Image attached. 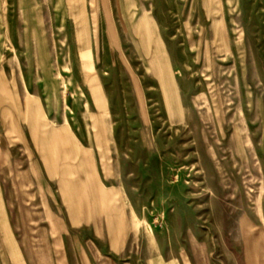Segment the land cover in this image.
Segmentation results:
<instances>
[{"label":"rangeland","instance_id":"374dc122","mask_svg":"<svg viewBox=\"0 0 264 264\" xmlns=\"http://www.w3.org/2000/svg\"><path fill=\"white\" fill-rule=\"evenodd\" d=\"M121 1L46 0L43 73L56 86L44 126L32 111L27 121L58 177L32 186L49 214L39 223L66 221L62 192L84 221L85 192L99 224L109 208L112 223L128 230L110 249L103 226L98 238L86 228L0 226V264H264V0H129L131 23ZM146 16L144 32L137 25ZM17 24V0H0V75L13 89L24 65L8 37ZM85 44L90 50L79 52ZM163 53L180 120L152 71Z\"/></svg>","mask_w":264,"mask_h":264},{"label":"crops","instance_id":"0c3cea01","mask_svg":"<svg viewBox=\"0 0 264 264\" xmlns=\"http://www.w3.org/2000/svg\"><path fill=\"white\" fill-rule=\"evenodd\" d=\"M63 1L57 0L56 6L66 5ZM45 2L46 0H17L19 25L17 24V30L14 27L13 31L8 32V37L13 38L16 47L21 49L24 65L20 69L21 82L17 81L14 89L10 81L0 75V171L3 172L0 181L6 183V189H0V226H23L24 231L30 230L29 226H69L77 230L86 228L97 238L100 236V226H103L102 236L111 249L120 245L121 237L128 229L112 223L109 208L102 224H99L93 212L94 200L88 193L83 192L81 196L84 221L77 220L69 196L61 191V199L66 208V221L50 217L44 225L39 223L41 216L46 217L49 214L41 210V206L45 207V197H42L41 190L33 191L32 186L37 184V188H41L40 184L46 182L47 178H58L47 172L36 144V133H33L27 121L29 112L32 111L37 114L39 124L44 126L50 116L48 90L56 86V82L48 86L43 73L46 64V28L43 25L41 9L45 7ZM81 5L80 12L87 9V4L86 7ZM66 18L67 16L62 17L60 23ZM54 97L55 91L51 90V103ZM73 136L74 133L69 128L68 139L75 147V158L78 160V146L76 140L73 141ZM15 148L19 150L21 157L17 158ZM105 195L104 199L109 206L111 192H106ZM77 242L78 238L76 245L79 244Z\"/></svg>","mask_w":264,"mask_h":264},{"label":"bare ground","instance_id":"6f19581e","mask_svg":"<svg viewBox=\"0 0 264 264\" xmlns=\"http://www.w3.org/2000/svg\"><path fill=\"white\" fill-rule=\"evenodd\" d=\"M79 1H83V0H79ZM120 3H121L122 13L127 16L129 23H131L134 20V17L136 14V10H135L136 4L130 3L129 0H122ZM147 22H148V17L147 16L143 17L142 20H140L138 22V25H137L138 28L141 31L146 32L147 31V25H148ZM89 50H90L89 47L86 46V44H85L83 49L80 50L79 52L85 53V52H88ZM154 62L155 63L153 64L152 71L154 73V76L158 79V81L161 85L162 94H163V97L165 99L166 106H167L168 110L170 112L172 111L180 120V119H182V110H181L180 103L176 97L177 91H176V87H175V81L173 79V76L171 73V68L169 66L168 60L166 59L165 54L163 53V62H160L157 60H154ZM90 78H91L92 82L89 85H91V87H92L93 94L99 93L98 94L99 97L97 95L95 101L97 102V104H99L102 111L107 113L108 110H107L105 98H104V96L100 95V89H101L100 88V82H99V80H97V78L95 76H91ZM237 132H238V134H237L238 136H240V134H243V140H244L243 142H244L245 146L249 145V140L245 136L243 122H240V124L238 125ZM250 153H251V156H254V154L252 152H250ZM257 171L259 172L258 167H257ZM261 184H260V195L257 199L256 205H257L258 215L260 216V219L263 221V217H262V214L260 211V209H261V195L263 193V188H262Z\"/></svg>","mask_w":264,"mask_h":264}]
</instances>
